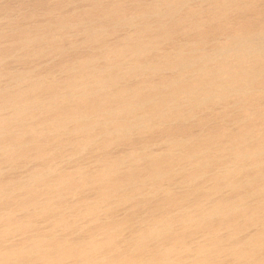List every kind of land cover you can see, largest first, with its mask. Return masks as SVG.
Instances as JSON below:
<instances>
[{"label":"rangeland","instance_id":"374dc122","mask_svg":"<svg viewBox=\"0 0 264 264\" xmlns=\"http://www.w3.org/2000/svg\"><path fill=\"white\" fill-rule=\"evenodd\" d=\"M255 233L264 0H0V264H245Z\"/></svg>","mask_w":264,"mask_h":264},{"label":"bare ground","instance_id":"6f19581e","mask_svg":"<svg viewBox=\"0 0 264 264\" xmlns=\"http://www.w3.org/2000/svg\"><path fill=\"white\" fill-rule=\"evenodd\" d=\"M189 2V1H188ZM157 14V13H156ZM32 41V40H31ZM54 52V51H53ZM225 77V76H224ZM253 79V78H252ZM190 89V88H189ZM206 89V88H205ZM238 89H240V88H238ZM84 90V89H83ZM192 92V91H191ZM186 93V92H185ZM76 94V93H75ZM134 105V104H133ZM139 105L141 106V104L139 103ZM137 108V107H136ZM134 109V108H133ZM122 112H124V111H122ZM132 112V111H131ZM82 113V112H81ZM165 115V114H164ZM135 123V122H134ZM143 123V122H142ZM54 127V126H53ZM86 132V131H85ZM90 135V134H89ZM92 141V140H91ZM6 149V148H5ZM243 157V156H242ZM244 159V158H243ZM234 160V159H233ZM210 161H212L213 162V160H210ZM207 162H209V161H207ZM206 162V163H207ZM206 163H204V165H206ZM210 163V162H209ZM210 165H212V163H210ZM202 165H200V167H201ZM209 166V165H208ZM202 170V169H201ZM203 170H204V168H203ZM210 172V171H209ZM197 174V173H196ZM204 174V173H203ZM98 177V176H97ZM100 177V176H99ZM94 180V179H93ZM234 181V180H233ZM119 187V186H118ZM113 190V189H112ZM138 191V189H135L134 191ZM114 192V191H113ZM113 192H111V191H107V192H105L106 193V195L107 194H113ZM129 192V191H128ZM140 192V191H139ZM127 193V192H126ZM136 193V192H135ZM135 193H134V195H135ZM128 194V193H127ZM129 194H130V192H129ZM131 194H132V192H131ZM130 194V195H131ZM104 195V194H103ZM108 197V196H107ZM134 197V196H133ZM126 198H129L128 196L126 197ZM125 199V198H124ZM258 206V205H257ZM256 206V207H257ZM259 207V206H258ZM257 207V208H258ZM260 208H262L263 209V206H261ZM235 209V208H234ZM257 210V209H256ZM259 210V209H258ZM73 212V211H72ZM200 216V215H199ZM186 220V219H185ZM256 234V233H255ZM254 234V235H255ZM258 234V233H257ZM257 234L253 237V238H251V240L250 241H248V242H246L244 245H242L243 247H233L234 249H233V251H230V254L231 255H233L234 256V258L235 259H237L238 261H243L242 263H245V264H264V253H259V249H263V246H261V247H259V245H257V242H259L258 241V239H260V237L258 238L257 237ZM259 234H262V232L261 233H259ZM162 235V234H161ZM151 236V235H150ZM184 236V235H183ZM258 236H260V235H258ZM185 237V236H184ZM155 238V237H154ZM247 239L249 240V238L247 237ZM178 240V245H180V243H179V240L180 239H177ZM245 241H246V238H245ZM110 242V241H109ZM181 244H182V242H181ZM105 245V244H104ZM173 245H175V242H174V244ZM184 245V244H183ZM106 246V245H105ZM177 246V245H176ZM80 248H82V247H80ZM176 248V247H175ZM68 250H66L67 252H68V254H70V255H73V256H81V253L83 254V252H81V250H78L77 249V247H75V248H67ZM170 250H172V249H170ZM232 250V249H231ZM173 251V250H172ZM177 251V250H176ZM93 252V251H92ZM65 253V252H64ZM169 253V252H168ZM16 255V254H15ZM15 255L13 256H11V257H15ZM58 256V255H57ZM232 256V257H233ZM20 257V256H19ZM8 258H10V255H9V257H8V255H5L4 257H3V259H8ZM16 258V257H15ZM18 258V257H17ZM75 258V257H74ZM19 259V258H18ZM53 259V258H52ZM60 261V260H62V256L61 257H58L57 258V260L56 261ZM53 261H54V259H53ZM64 261V260H63ZM206 261V260H205ZM247 261V262H246ZM203 262V261H202ZM46 263V262H45ZM195 264V263H194Z\"/></svg>","mask_w":264,"mask_h":264}]
</instances>
